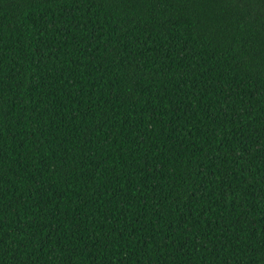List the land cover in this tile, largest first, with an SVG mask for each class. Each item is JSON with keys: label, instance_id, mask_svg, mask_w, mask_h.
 <instances>
[{"label": "trees", "instance_id": "16d2710c", "mask_svg": "<svg viewBox=\"0 0 264 264\" xmlns=\"http://www.w3.org/2000/svg\"><path fill=\"white\" fill-rule=\"evenodd\" d=\"M0 264H264V0H0Z\"/></svg>", "mask_w": 264, "mask_h": 264}]
</instances>
